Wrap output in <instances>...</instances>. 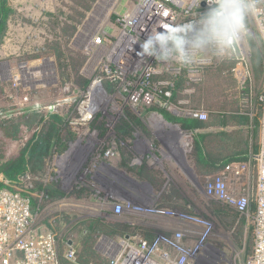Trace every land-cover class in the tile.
<instances>
[{"label":"rangeland","instance_id":"1","mask_svg":"<svg viewBox=\"0 0 264 264\" xmlns=\"http://www.w3.org/2000/svg\"><path fill=\"white\" fill-rule=\"evenodd\" d=\"M9 1L14 14L0 46V117L31 111L59 115L64 119L60 147L64 151L48 161L44 174L22 177L18 184L0 176V183L27 192L44 205L35 210L41 225L48 221L60 228L54 232L58 252L66 238V257L73 259L81 243L92 237L98 262L113 264L119 248L128 243L139 250L147 241L144 233L153 232V241L181 235L182 244L199 248L197 264L243 262L250 255L247 243L254 247L253 215L245 219L240 248L236 228L226 230L218 219L207 216L217 199L207 192L211 178L197 171L190 158L193 134L168 123L154 109L191 118L209 115L212 107L220 111L229 102L235 103L229 106L231 111L244 112L247 105L256 123L259 115L253 103L263 90L264 73L255 80L250 64L254 48L264 57V41L252 13L236 41L239 60L231 76L228 70L218 72L232 67V51L218 57L214 49L202 46L198 39L202 23L195 37L187 38L184 24L198 13L194 0L181 5L182 12L171 0H160L181 13L171 26L181 42L176 46L172 37L162 46L154 43L152 55L146 54L142 65L123 42L130 33L124 19L140 0ZM149 38L154 36H139V48ZM178 82L183 86L177 90ZM175 90L177 103L172 100ZM136 120L142 126L135 125ZM124 122L134 128L132 136L121 139L119 128ZM258 132L260 146V125ZM22 144L8 145L7 154L17 155ZM253 162L241 172L244 185L252 182ZM232 173L228 170L220 176L228 183ZM40 185L55 186L65 197L46 200ZM76 192L85 196L78 198ZM89 219L132 230L125 236L97 235L81 224Z\"/></svg>","mask_w":264,"mask_h":264},{"label":"trees","instance_id":"2","mask_svg":"<svg viewBox=\"0 0 264 264\" xmlns=\"http://www.w3.org/2000/svg\"><path fill=\"white\" fill-rule=\"evenodd\" d=\"M87 9L90 10L91 7L88 6ZM12 14H14V11L10 6V1L0 0V46L7 38L9 20ZM82 17L85 16L82 15ZM245 22H247L246 19ZM177 42L176 40V46L178 44ZM229 49L233 54L230 59L232 61V67L225 66L226 69L220 68L218 73L228 70L232 76L233 68L239 60V55L237 50H233L232 46ZM250 70L255 80L259 81L262 79L264 73V57L262 52L255 48ZM218 78L222 79L219 74ZM249 83H251V78L248 81V89L245 93L247 96L250 95L251 91ZM182 86V82H178L177 90L179 88L181 89ZM177 90L173 92L174 99L172 100L175 103H177L175 100ZM259 95L255 97L253 103V109L259 115V120H256V123H254L255 128H253L252 116L249 115L247 105L244 106L246 110L244 112H241L242 110L231 111L229 106L235 103L224 102L220 111H217L213 107L210 108L211 111L205 120L200 119V117L176 118L164 109H154V111L159 112L168 123L178 125L183 131L193 134L190 158L193 160L197 171L201 174L214 179L217 176L227 174L231 166H248L249 164L251 166V162L254 161L251 185L252 191L255 193L257 184L256 157L260 148L258 143H256L261 118V110L258 103ZM3 115L5 116L0 117V134H2V137L0 136V176H3L11 183L18 184L19 179L22 177L28 176L29 178H34L39 173L44 174L47 170L48 161L58 152L64 151L60 148L64 146V119L59 115L50 116L49 114L38 111H31L22 115L10 113ZM129 116L131 117L130 114ZM135 125L142 126L137 120ZM133 128V124L126 122L121 124L119 128L120 138L125 139L127 136H132ZM12 143H23L20 152L15 156L7 154V147ZM139 174L141 177L145 176L143 171H140ZM0 189L13 190L3 182L0 183ZM40 189L45 192L46 200L57 201L65 197V193L61 192L55 186L40 185ZM83 192H76L77 197L82 198L85 196ZM25 194L30 196L27 192ZM31 199L33 209L44 206L43 204L40 206L33 197ZM254 211L255 203L252 201V213ZM207 216L218 219L222 222L226 230H230L233 227L236 228V242L240 248L243 247L246 218L241 216L236 209L215 200L211 203ZM81 224H87V227L94 234L110 237L114 235L125 236L132 230L127 225L110 224L96 219H89L83 221ZM43 225L48 231L53 233L60 229L53 228L48 221ZM144 236L146 240L151 241L154 239L155 233L145 232ZM62 240L63 243L59 249L61 264H100L98 262L100 256H98L94 249L95 242L92 241V237H89L81 243L80 251L76 254L75 262L66 257V249L64 250L66 238ZM247 244L250 249L248 253L251 255L253 250L252 247L250 248V241ZM101 264L110 263L108 261H102Z\"/></svg>","mask_w":264,"mask_h":264},{"label":"built area","instance_id":"3","mask_svg":"<svg viewBox=\"0 0 264 264\" xmlns=\"http://www.w3.org/2000/svg\"><path fill=\"white\" fill-rule=\"evenodd\" d=\"M171 1L179 8V12L183 9L181 5L188 2V0ZM191 1L193 3V0ZM210 2L211 0H194L198 13H195L193 20L184 24L187 38L193 39L198 33L197 27L201 23L198 18L207 10ZM254 2L255 9L251 13L264 41V0H254ZM179 12L174 8L164 7L160 0H140L134 12L124 19L125 29L130 28L129 37L124 36L123 40L125 45L130 47L128 51L132 52V46L138 43L139 36L147 34L153 35L154 38L156 35L169 37L164 42H155L161 46L167 41L171 42L174 37L181 42V37L176 30L172 31L171 27L178 22L181 15ZM186 44L187 40L184 46ZM231 46L236 50V42ZM135 54H133L134 58L141 57L137 52ZM140 60L144 58L138 59L139 62ZM258 103L261 110V142L256 157L255 193L252 191L250 181L246 182L247 185L242 184L240 176L246 166H231L229 170L233 173L230 174L228 183L224 182L222 176H217L210 179L207 186V192L211 196L235 208L241 216L248 219L253 215V253L245 256V260L239 264H264V85ZM195 116L200 119L206 118L204 114ZM25 193L21 190H0V264H61L56 234L40 224L39 212L33 209L32 199ZM252 201L255 203L253 213ZM200 255L199 248L189 249L182 244L181 235L173 238L161 236L155 241L143 242L139 250L127 243L125 247L116 251L113 264H197ZM75 259L76 256L69 260L75 262Z\"/></svg>","mask_w":264,"mask_h":264},{"label":"clouds","instance_id":"4","mask_svg":"<svg viewBox=\"0 0 264 264\" xmlns=\"http://www.w3.org/2000/svg\"><path fill=\"white\" fill-rule=\"evenodd\" d=\"M213 4L214 7L211 6ZM254 9V0H211V4L201 17L202 28L198 34L201 45L214 49L218 57L222 56L240 38L245 28V19ZM167 39L169 37L165 35L149 38L141 44L139 55L151 56L149 50L154 43L164 42Z\"/></svg>","mask_w":264,"mask_h":264},{"label":"bare ground","instance_id":"5","mask_svg":"<svg viewBox=\"0 0 264 264\" xmlns=\"http://www.w3.org/2000/svg\"><path fill=\"white\" fill-rule=\"evenodd\" d=\"M132 47H133V48H132V52H130V51H127V52H128V53H133L134 55H136V54H135V52H137V51H138L139 44H138V43H135V45H133ZM127 52H126V53H127ZM140 56H141V55H139V57H140ZM142 58H144V59H145L146 57H144V56H141V57H140V58H138V59H142ZM140 61H141V65H142V64H143V63H142V60H140Z\"/></svg>","mask_w":264,"mask_h":264},{"label":"water","instance_id":"6","mask_svg":"<svg viewBox=\"0 0 264 264\" xmlns=\"http://www.w3.org/2000/svg\"><path fill=\"white\" fill-rule=\"evenodd\" d=\"M211 3V2H210ZM203 5H205V4H203Z\"/></svg>","mask_w":264,"mask_h":264}]
</instances>
